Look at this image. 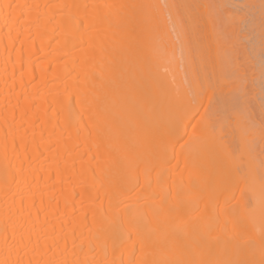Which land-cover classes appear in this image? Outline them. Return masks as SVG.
<instances>
[{"label":"bare ground","instance_id":"bare-ground-1","mask_svg":"<svg viewBox=\"0 0 264 264\" xmlns=\"http://www.w3.org/2000/svg\"><path fill=\"white\" fill-rule=\"evenodd\" d=\"M212 1L0 0V264H264V0Z\"/></svg>","mask_w":264,"mask_h":264},{"label":"rangeland","instance_id":"rangeland-1","mask_svg":"<svg viewBox=\"0 0 264 264\" xmlns=\"http://www.w3.org/2000/svg\"><path fill=\"white\" fill-rule=\"evenodd\" d=\"M240 2H241V1H240ZM240 2L235 1V3H237L238 6H239V7H236V9L239 8V9H238L239 12H237L236 15H235L236 12H234V14H233L232 17H231L232 19L230 18V19L232 20V22H231L230 24H229V23L226 24L224 21H225V20L227 21V19H229V17L231 16V13H233V12H232V11H233V10H232L233 8H232L231 6L226 5L227 7L232 8V9H231L232 11H231L230 13H229V12H228V13L223 12V11H222L223 7L221 6V3H220L219 0H213V1H212L211 5H210V8H209V12H210V14L208 13V14H207V17L209 18V17L212 16L213 19H214V18H215V19L217 18L216 20L214 19L215 21L213 20V22H215V23H214L215 25H218V24H219V27H221V25L224 26V25L226 24V25L224 26L225 28H227V27L229 28V27H230L229 25H233L234 27L237 26V25H244V26H240V27H243V28H244V27H247L246 25L249 24V21L253 20L254 17L251 16V15H253V13H256V16H255V17H257V19H256L255 22H256V23L259 22L258 25H260V26H264V18H262V15H263V17H264V14H259V13L257 14L258 10L255 11L257 8H255V9H254V8H251L252 10L254 9V10H253V13H252V12H249V11H248L249 9L245 11L244 8H247V7L243 5L244 7L242 8V3H243V2H242V3H240ZM239 3H240V4H239ZM240 7L242 8V9H241L242 11L240 10ZM202 9H203V8H199V9H198L199 12H200V11H203ZM212 9H213V10H212ZM216 9H217V10H216ZM218 9H220L219 11H221V12H220L221 14H220L219 12H216V11H218ZM251 9H250V11H251ZM215 10H216V11H215ZM238 10H235V11H238ZM243 10H244V11H243ZM214 11H215V14H214ZM247 11H248V13H247ZM254 11H255V12H254ZM197 12H198V11H197ZM199 12H198V13H199ZM195 13H196V12H195ZM195 13L193 12V17H194V18H195V16H194ZM200 13H201V12H200ZM202 13L204 14V12H202ZM217 13L220 14V15L223 14V17L225 18V20L223 21L224 18H222V16H221V18H222V19H221V18H220V15H218ZM203 14H201L202 17L204 16ZM213 14H214V17H213ZM227 14H228V15H227ZM195 15H196V14H195ZM209 15H210V16H209ZM215 15H216V17H215ZM229 15H230V16H229ZM254 15H255V14H254ZM199 16H200V14H199V15H196V18H197L196 20H197V21L200 20V21L202 22V19H200L201 16H200V17H199ZM205 16H206V15H205ZM205 16H204V17H205ZM217 16H219V17H217ZM228 16H229V17H228ZM249 16H250V17H249ZM182 17H183V16L179 17L180 21H181V22H182V21H183V22H187V19L184 18L185 16L183 17L185 20H184ZM204 17H203V18H204ZM242 17H243V18H242ZM181 18H182V19H181ZM194 18H193V19H194ZM198 18H199V19H198ZM205 18H206V17H205ZM212 18H210V19H212ZM245 18H246V19H245ZM218 19H219V20H218ZM242 19H244L245 21L242 20ZM249 19H251V20H249ZM203 20H204V19H203ZM220 20H221V21H220ZM254 20H255V18H254ZM257 20H258V21H257ZM216 21H217L218 24L216 23ZM218 21H220V22H218ZM229 21H230V20H229ZM183 22H182V23H183ZM223 22H224L225 24H224ZM201 24H202V23H201ZM183 25H184V23H183ZM185 25H186V23H185ZM197 25H198V26H197ZM226 26H227V27H226ZM196 27H198V30L196 29V30L198 31V33L200 32L199 34H201V31H203V29H202L201 31H200V29H201L203 26H201V28L199 29V24H198V22H197ZM216 27H218V26H215V28H216ZM221 28H223V27H221ZM230 28H231V27H230ZM216 30H217V28L215 29V31H216ZM188 31H189V30H188ZM219 31H221L220 28H219ZM219 31H218V33H219ZM216 32H217V31H216ZM185 33H186V32H185ZM172 34L174 35V40L177 41V39H176V37H175V34H174V33H172ZM202 34H203V32H202ZM189 35H190V34H189ZM189 35L186 33V36L190 38ZM189 38H188V39H189ZM190 40H191V39H190ZM203 104H204V103H203Z\"/></svg>","mask_w":264,"mask_h":264}]
</instances>
